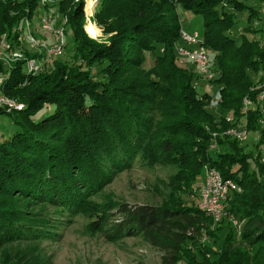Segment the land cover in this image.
Here are the masks:
<instances>
[{
    "label": "trees",
    "instance_id": "16d2710c",
    "mask_svg": "<svg viewBox=\"0 0 264 264\" xmlns=\"http://www.w3.org/2000/svg\"><path fill=\"white\" fill-rule=\"evenodd\" d=\"M232 1L100 0L95 21L110 36L102 43L84 31L83 0H63L57 5L74 40L77 66L55 59L33 74L25 61L11 70L0 62V76L9 71L0 98L23 104L20 111L0 107V116L9 115L17 129L8 139L0 135V247L35 234L22 201L47 202L77 212L85 195L108 184L144 151L163 165L178 162L182 170L187 165L192 169L191 182L201 177L206 163L224 179L237 182L240 190L231 195L227 208L234 214L241 209L248 213L244 241L264 243V166L259 146L256 156L245 152V144L227 135L231 124L215 123L204 107L209 91L201 100L195 90V77L200 79L195 67L189 62L179 67L176 61L177 48L183 44L180 7L202 19L200 36L216 73L213 83L222 95L218 108L243 119L244 99L255 101L260 83L251 74L258 75L260 69L264 73V53L260 40L245 37L238 45L229 35L233 19L216 8ZM39 6L40 0L0 1V35L11 34ZM18 35L12 37L17 41ZM157 46L163 48L162 54L151 69H145L146 54L154 53ZM103 64L105 79L97 81L92 68ZM157 114L164 118L158 124ZM245 120L249 131L259 133L256 108L248 110ZM216 132L228 138L224 153H212ZM252 163L255 169L248 175ZM118 208L121 218L111 222L106 237L142 236L163 253L162 264L180 263L186 247L211 221L192 206L124 203ZM108 215L102 210L99 216ZM233 237L225 240L214 264H264L263 249L250 259L234 247ZM186 256L188 264L203 263L192 253ZM15 264L42 263L26 252Z\"/></svg>",
    "mask_w": 264,
    "mask_h": 264
},
{
    "label": "rangeland",
    "instance_id": "374dc122",
    "mask_svg": "<svg viewBox=\"0 0 264 264\" xmlns=\"http://www.w3.org/2000/svg\"><path fill=\"white\" fill-rule=\"evenodd\" d=\"M99 1L83 0L84 31L90 39L103 43L110 36L104 34L103 29L95 21ZM216 9L220 15L225 14L233 19L234 26L229 35L236 40L238 45L245 37L249 40L261 38L260 31L264 30V0H233ZM178 10L180 24L185 31L189 33L198 31L200 33L203 30L202 19L191 12H184L180 7ZM54 11L58 17L57 22H61L62 15H60L58 5ZM40 12L43 11L40 10ZM41 22L38 17L31 20L34 27L41 26ZM66 33L67 50L57 60L75 67L80 60L75 56L74 40L68 29ZM42 34L50 37L48 32L43 31ZM162 52L163 48L157 46L154 53L146 54L144 68L151 69L156 58ZM177 55L179 58L177 60L176 57L177 64L179 67H184L186 64L181 63L184 61L180 58L178 51ZM212 58L214 61L213 56ZM103 67L104 64L92 68L97 81L105 79L101 73ZM251 75L254 82L259 83L263 78V69H260L258 75ZM196 79L197 77H195L194 85L199 99L203 100L205 91H209L210 99L204 106L205 110L212 114L215 123L225 122L228 124L227 119L236 116L227 110L223 111L221 108L211 107V100L219 91V85L216 83L208 84L206 79L202 77ZM254 108H256L255 105L250 109ZM155 116H157L156 124L164 120V118L159 117L160 114ZM237 130L244 131L245 126L238 125ZM16 131L11 117L6 114L1 115V138L8 139ZM258 135V132H250L248 141L242 146L245 152L253 156L257 155L258 145H260ZM213 137L214 140L210 145L213 154L224 153L229 149L227 146L228 138L223 133L217 134L216 132ZM192 154L197 155L196 152ZM181 165L178 162L163 165L148 158L145 151L141 152L128 168L112 176L108 184L101 185L96 191L85 195V200L78 206L79 211L74 213L67 208L47 202L22 201L20 205L27 214V221L33 225L32 228L36 229L35 234H30L31 236L28 238L0 247V264H15L18 258L26 252L33 253L42 264H162L163 253L151 246L142 236L109 240L105 231L112 227L111 222L121 218L118 214L120 204L169 206L173 208L198 207L199 189L205 178L207 163L204 164L201 177L197 176L193 182L190 181L192 169L186 165L182 170ZM235 169L238 170V166H235ZM254 169L255 166L252 163L248 167V175H251ZM233 187L238 191L240 190V186L235 181H233L232 191ZM102 210L109 213L106 218L99 216ZM247 214L244 209L238 210L234 214L228 208H226V215L220 219H214L206 214L211 218V221L205 225L197 240L186 247V253L182 254V260L178 264H188L187 253L199 257L200 261L203 262L202 264H214L218 260L223 243L231 236H234V247L239 249L243 255L254 259L261 249L264 250V243L255 244L243 240V233L249 222ZM200 253L203 258H200Z\"/></svg>",
    "mask_w": 264,
    "mask_h": 264
},
{
    "label": "built area",
    "instance_id": "2783aa9c",
    "mask_svg": "<svg viewBox=\"0 0 264 264\" xmlns=\"http://www.w3.org/2000/svg\"><path fill=\"white\" fill-rule=\"evenodd\" d=\"M62 1L40 0V6L31 19H24L11 34L3 33L0 35V62L6 70H11L16 63L25 61L29 73L38 74L44 71L45 67L51 64L53 60L65 53L67 46V21L61 17V22L63 23L60 21L58 23V17L54 11L56 5ZM40 10L43 12H40ZM34 17L41 19V26L34 27L32 25L31 20ZM43 31L50 33V37L42 34ZM15 32L19 34L17 41L12 37ZM181 40L183 44L177 48L180 58L184 61L181 63L189 62L195 67L199 77L205 78L208 84L213 83L216 73L211 68L208 49L204 46L200 33L198 31L189 33L182 29ZM261 49L264 53V32L261 38ZM28 52L33 56L29 57L27 55ZM7 77H9V71L0 76V86ZM256 90L255 101L244 99L243 113L246 115L248 110L254 105L259 111L258 136L260 145L258 146L260 149V162L264 166V73L263 79L256 87ZM221 102L222 95L218 91L211 100V107L218 108ZM0 107H8L18 111L23 109L22 105H18L4 97L0 98ZM245 115L242 120H238L236 117L227 119L229 124H231L227 135L233 137L241 144H246L248 134L251 132L247 129ZM238 125H244L245 130H237ZM232 185L233 181L224 179L218 170L206 167L205 178L199 189L198 208L214 219H220L223 215H226L227 204L230 201L232 192L236 190L233 187L232 191Z\"/></svg>",
    "mask_w": 264,
    "mask_h": 264
},
{
    "label": "crops",
    "instance_id": "0c3cea01",
    "mask_svg": "<svg viewBox=\"0 0 264 264\" xmlns=\"http://www.w3.org/2000/svg\"><path fill=\"white\" fill-rule=\"evenodd\" d=\"M263 32H264V30L262 31H260V37L262 38V34H263ZM261 38L259 39L260 40V44H261Z\"/></svg>",
    "mask_w": 264,
    "mask_h": 264
},
{
    "label": "water",
    "instance_id": "95a60500",
    "mask_svg": "<svg viewBox=\"0 0 264 264\" xmlns=\"http://www.w3.org/2000/svg\"><path fill=\"white\" fill-rule=\"evenodd\" d=\"M15 103H17L18 105H22L23 106V104H21V103H18V102H16V101H14ZM18 111V110H17Z\"/></svg>",
    "mask_w": 264,
    "mask_h": 264
}]
</instances>
